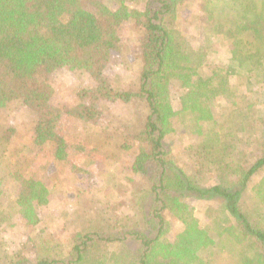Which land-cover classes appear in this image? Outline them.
<instances>
[{
    "label": "trees",
    "instance_id": "obj_1",
    "mask_svg": "<svg viewBox=\"0 0 264 264\" xmlns=\"http://www.w3.org/2000/svg\"><path fill=\"white\" fill-rule=\"evenodd\" d=\"M109 1L114 8L102 0H0V109L22 106L32 123L22 144L0 116V205L10 207L0 209V227L35 231L30 246L0 264H264V0H199L198 48L180 27L186 0H144L142 10L132 6L137 0ZM126 22L142 31L136 90L106 75L123 54L118 31ZM215 42L227 45L223 64L210 61ZM60 68L93 81L68 109L85 129L97 122L101 101L145 108L115 145L133 156L130 214L100 210L111 222L105 229L66 233L39 217L59 186L35 177L34 153L49 149L55 163L69 158L48 81ZM179 131L190 137L180 157L168 139ZM83 136L86 143L87 130ZM105 193L122 191L112 184ZM190 197L217 204L205 223Z\"/></svg>",
    "mask_w": 264,
    "mask_h": 264
},
{
    "label": "rangeland",
    "instance_id": "obj_2",
    "mask_svg": "<svg viewBox=\"0 0 264 264\" xmlns=\"http://www.w3.org/2000/svg\"><path fill=\"white\" fill-rule=\"evenodd\" d=\"M102 1L114 8V4L109 0ZM198 2L199 0H186L185 6L180 10V21H184L180 22L181 30L194 48H198L202 43V37L197 27ZM132 6L142 10L144 0H137L132 3ZM141 32V29L131 22H126L119 28L118 33L123 54L112 60L106 70V75L120 88L137 89ZM212 47L214 52L210 56L212 64L225 63L228 57L227 45L215 42ZM48 81L55 89L53 104L62 111L57 131L70 147L66 163H55L49 149L34 153L35 162L32 172L35 177L48 184L54 181L52 180L54 177L59 186V189H55L52 194L50 203L38 209L39 217L48 228L52 230L63 228L66 233L91 227L105 229L106 225L111 224L107 221L108 217L115 216L116 212L118 218L130 214V203L128 202L130 196L125 193H128L126 177L134 178L128 170L133 156L126 152H115V145L120 144L119 136L125 128L130 127L134 120L139 121L142 118L145 108L137 101L127 105L121 102L101 101L97 106L101 115L96 123L88 125L85 129L80 122L68 114V109L77 102L78 91L93 86L91 78L79 71L60 68L48 77ZM231 83L237 85L233 79ZM178 94L173 91L172 99L175 109L178 108ZM0 116L4 117L8 127L17 130V134L21 136L22 144H26L32 133V123L31 117L25 109L22 106L13 109H0ZM85 130L88 131L86 143L83 136ZM111 135H113L112 138H108ZM168 139L173 146V153L178 157L190 142V137H186L182 131L173 134ZM95 144H100L101 148H97ZM75 145H84V149L76 151L73 149ZM179 162L182 163V160L179 159ZM259 178V176L256 177L255 182ZM112 184H116L122 193L117 196L114 193L106 194L105 188ZM187 203L193 206L195 216L203 223L207 221L210 209L217 206L215 202L200 201L193 197L188 198ZM2 207L5 208V212L10 211L8 204L0 205V209ZM100 210H106L108 217L100 214ZM14 222L17 223V221ZM17 225L8 228L2 224L0 227L1 262H4L23 244L31 245L27 243V240L29 237H33L35 231L24 228L21 223H17ZM178 230V225L174 224L170 239Z\"/></svg>",
    "mask_w": 264,
    "mask_h": 264
}]
</instances>
